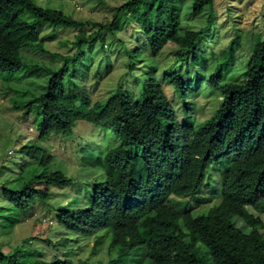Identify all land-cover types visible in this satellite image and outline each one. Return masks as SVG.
<instances>
[{
    "label": "trees",
    "instance_id": "obj_1",
    "mask_svg": "<svg viewBox=\"0 0 264 264\" xmlns=\"http://www.w3.org/2000/svg\"><path fill=\"white\" fill-rule=\"evenodd\" d=\"M214 2L131 0L106 25L83 24L33 0H0V78L19 80L24 72L48 74L45 91L33 94L24 112L27 116L34 111L38 139L56 133L71 138L81 123H88L102 132L97 134L117 141L107 152L100 142L92 143L99 145L97 157L89 156L99 177L89 186L86 199L61 207L58 223L65 236L57 244L46 240L49 247L69 249L74 243L69 235L74 234L95 237L97 251L109 239V252L117 258L145 248L146 264H264V220L251 212L264 211V41L253 43L241 67L236 65L242 47L238 33L221 54L213 52L215 63H204V70L193 76L194 83L180 71L163 77L190 113L195 110L192 95L202 90L221 95L219 108L200 125L180 122L162 81L143 70H137L142 79L138 97L118 89L108 100L91 103L69 96L65 83L70 62L79 66L86 47L106 31L115 33L121 15H128L144 36L152 59L173 44L185 63H195L198 54L205 57L207 36L215 26ZM189 3L195 17L210 9L206 29L183 27L182 14ZM45 29L53 35L59 29H80L71 44L75 54L50 52L47 41L54 37H43ZM89 29L95 31L89 34ZM25 50L51 54L62 65L54 68ZM137 55L145 57L144 50L131 52L133 60ZM22 152L30 160L22 170L28 168L27 175L21 173L14 187L1 189L7 204L0 208V225L10 236L38 200H49L50 187L71 185L63 171L49 169L55 158L43 147L30 144ZM215 180L217 187L212 186ZM35 183H45L47 188L40 191ZM204 186L220 192L222 201L207 213L194 215L180 199L195 198ZM236 218L251 231L236 227ZM33 240L7 254L0 244V264H75L61 256L43 257L32 249Z\"/></svg>",
    "mask_w": 264,
    "mask_h": 264
},
{
    "label": "rangeland",
    "instance_id": "obj_2",
    "mask_svg": "<svg viewBox=\"0 0 264 264\" xmlns=\"http://www.w3.org/2000/svg\"><path fill=\"white\" fill-rule=\"evenodd\" d=\"M33 1L44 8L62 10L66 15L76 18L83 24L94 22L109 25L114 20L117 10L131 0ZM214 3L215 26L207 36L208 44L203 50L205 57L198 54L195 63L191 60L187 64L180 58L179 48L169 44L160 55L152 59L144 36L135 30L128 15H121L115 28L116 34L106 31L92 47H86L87 50L81 55L79 66L70 62L68 77L65 80L68 95L96 103L108 100L115 90L122 89L130 96L138 97V84L139 81L142 82L139 71H137L139 69L145 74L151 73L156 80L162 81L163 89L175 107L180 122L187 124L192 121L195 125L206 123L221 105L223 100L221 95L210 93V90H202L192 95L190 101L195 106V110L190 113L185 110L175 89L165 83L163 77L180 71L183 77L191 76V83H194L195 77L193 76L204 70V63L207 62L210 65L215 63L211 57L213 52L221 54L238 33L242 47L237 53L236 65L241 67L248 61L253 43L258 40L264 41V0H215ZM209 18L210 9H207L202 16L195 17L191 13V3H189L183 11L182 24L185 28L197 31L208 27ZM79 31L80 29H59L53 35L51 29H45L43 37L47 39L54 37L53 40L47 41L50 52L73 55L76 50L71 44L75 41ZM94 31L89 29L88 33L91 34ZM66 43L69 45L66 46ZM140 48L144 50L145 57L137 55L138 57L133 60L131 52ZM25 53L41 59L54 68L62 65V61L52 57L51 54L44 55L39 51L27 50ZM132 65H134L133 68H131ZM239 71L242 72L244 69L240 68ZM47 79L48 74L45 72H24L19 80L0 78V208L7 204L1 194L2 187H14L12 185L19 180L21 173L25 172L27 175L28 168L22 171L24 166L30 164L25 152H22V148L26 145L38 144L47 153L52 154L55 159L49 169L52 172L63 171L70 179L71 185L65 189L50 187L49 200L47 202L38 200L33 208L21 218L12 236L8 235L6 229L0 225V244L3 246V252L7 254L12 248L22 247L26 240L34 239L31 244L32 249L37 250L47 259L61 256L73 260L75 264H109L112 262L113 264H146L145 248L117 258L116 253L109 252V239L105 240L98 251L95 249V237L86 239L70 234L74 243L69 249L56 245L49 247L45 243L46 240H51L57 244L65 236L62 226L58 223L59 210L71 201L77 203L78 199H86L89 195V186L92 188L99 177L97 171H93L95 169L89 159V156L97 157L99 145L92 143L100 142V147L106 151L116 146L117 142L110 135L107 137L99 135L102 132L96 128L91 129L88 123V125L81 123L75 129V136L71 138L56 133L40 141L35 127L34 111L27 116L24 112L28 110L26 103L31 101L32 95L38 96L45 91ZM20 106L23 108L20 109ZM214 177L219 178L216 172ZM10 181L13 183L9 184ZM212 186H218L217 180ZM34 187L44 191L47 185L35 183ZM180 200L185 206L192 208L194 215H200L219 205L222 198L220 192H213L209 187L204 186L195 198ZM251 212L264 220V211L251 210ZM233 222L245 233L251 231V228L241 218H236Z\"/></svg>",
    "mask_w": 264,
    "mask_h": 264
}]
</instances>
